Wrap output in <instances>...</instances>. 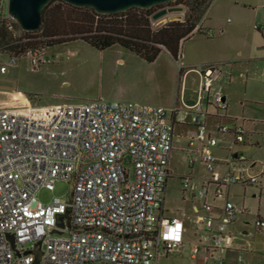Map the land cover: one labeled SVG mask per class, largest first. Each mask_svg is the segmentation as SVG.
I'll use <instances>...</instances> for the list:
<instances>
[{"label":"built area","instance_id":"1","mask_svg":"<svg viewBox=\"0 0 264 264\" xmlns=\"http://www.w3.org/2000/svg\"><path fill=\"white\" fill-rule=\"evenodd\" d=\"M3 3L0 0V30L8 20L7 31L15 40L11 44L26 43V31L4 13ZM204 33L211 35L212 30ZM5 47H0V56L10 60L0 62L2 73L21 56H28L34 67L41 63L42 53L35 48L17 54ZM179 66L181 90L171 109L103 100L0 109V264H34V250L42 253L39 264H162V245L168 252L180 251L184 223L166 217L164 204L175 126L179 121L188 124L189 115V124L196 127L190 147L200 146L192 153L200 154L206 169L200 181L182 178L184 192L194 190L201 199L195 206L199 227L191 259L197 260L204 252L206 263L212 259L215 264H227L229 241L238 238L230 229L241 215L252 214L231 200L230 189L256 186L259 176L250 173L254 164L247 165L244 154L218 159L212 152L219 141L210 133L207 120L212 114L204 104L218 113L227 110L224 89L231 65L212 62L190 67L200 77L193 105L184 99L186 66L182 62ZM216 130L233 133L236 145L245 142L244 128L236 123L231 127L219 124ZM195 162L190 154L189 164ZM59 181L73 183L72 202L66 197L41 202L39 192L55 191ZM68 208L71 218L64 217L61 225L59 216ZM164 221L168 226L174 221L183 225L178 243L163 239ZM253 224L256 233L264 231L259 214ZM239 251L237 264H250L242 253L253 249Z\"/></svg>","mask_w":264,"mask_h":264},{"label":"rangeland","instance_id":"2","mask_svg":"<svg viewBox=\"0 0 264 264\" xmlns=\"http://www.w3.org/2000/svg\"><path fill=\"white\" fill-rule=\"evenodd\" d=\"M2 1L3 11L7 14L8 0ZM193 1L195 0H183L179 4L171 2L152 8L151 29L155 31L167 23L185 21L193 13ZM234 1L212 2L203 15L199 28L204 29V32L212 29L213 33L207 35L196 31L191 38L183 40L180 44L181 60H175L164 47L154 62H148L119 45L100 51L83 40L45 49L37 67L32 65L28 56H21L17 64L9 67L6 73L0 71V109L81 104L95 100L171 109L180 93L179 65L182 61L186 66L184 73L188 72L187 98L196 95L195 90L198 89L200 80L198 73L189 70L190 67L207 62H224L230 64L231 68L236 67L235 71H232L231 82L224 89L225 96H228L227 110L218 113V110L208 106L207 102L204 109L212 114L207 120L208 127L214 130L219 141L218 147L213 150L216 158L224 159L231 153L244 154L248 158L246 164H254L250 173L259 176L256 186H249L246 191L244 187L236 189L235 198L245 203L253 212L245 217L250 222L246 229L251 233L247 240L261 249H255L253 254L243 252L242 255L246 263L264 264V231L256 233L253 224L257 214L264 219V37L259 31L257 33L263 49L257 52L258 46L253 41L250 47L251 30L256 31V23H264V8L260 6L264 2L255 4L238 0L240 5L235 6ZM243 4H246V7ZM175 6L184 7V11L165 13L168 8ZM240 23L242 30L239 31L236 29L241 26ZM253 46L255 50L252 53ZM239 51L242 52L241 55ZM248 58L255 59L251 66L250 63L245 64ZM9 60L10 57L6 55L0 56L2 64L8 63ZM179 101L181 108L185 110L182 99ZM217 114L225 116L218 117ZM234 123L244 128L245 142L242 144H235L233 133H220L216 130L219 124L231 127ZM187 129L188 137L196 134V128ZM185 141L186 138L182 137L181 147L185 145ZM181 147H177L173 152V175L167 182L164 209L166 217L183 219L187 231L181 252L170 254L163 264H215L212 259L206 263L204 252L200 253L197 260L191 259L192 248L196 242L194 234L199 225L196 223L197 214L192 210L193 201L189 191L184 192L181 181V176L190 175L187 152ZM198 165L197 173L203 175L204 167ZM219 170L222 171L223 168ZM69 191L70 185L59 181L55 191L43 189L39 192L38 199L48 203L55 197H66ZM235 246L242 248L244 245L235 242ZM228 264L235 263L229 260Z\"/></svg>","mask_w":264,"mask_h":264},{"label":"trees","instance_id":"3","mask_svg":"<svg viewBox=\"0 0 264 264\" xmlns=\"http://www.w3.org/2000/svg\"><path fill=\"white\" fill-rule=\"evenodd\" d=\"M182 1L176 2L179 4ZM213 1H193V13L185 21L167 23L154 31L151 29V9L132 8L126 12L104 15L90 7L51 0L43 10L40 29L25 32L26 43L11 44L15 40L7 31L8 20H4L0 30V47L6 46L17 54L32 47L42 53L52 46L83 40L100 51L119 45L148 62H154L164 47L178 60L181 42L191 38L197 29L199 33L203 32L199 24ZM16 26L19 27L18 24Z\"/></svg>","mask_w":264,"mask_h":264},{"label":"crops","instance_id":"4","mask_svg":"<svg viewBox=\"0 0 264 264\" xmlns=\"http://www.w3.org/2000/svg\"><path fill=\"white\" fill-rule=\"evenodd\" d=\"M245 1H249V2H252V3H259V2H261V3H263L264 2V0H245ZM234 5L235 6H238V5H240V2L238 1V0H235L234 1ZM244 5V7H246L245 5L246 4H243ZM261 7H263L264 8V4H261L260 5ZM204 25H205V23H203V28H204ZM240 25L241 26H239V28H237L236 30H239L240 31V29L242 30V24L240 23ZM256 25H258L257 23L254 25V29H255V26ZM264 23H259V25L258 26H260V29H255L256 31H253V30H251V32H250V34H251V37L250 38H252L251 39V46L250 47H252V41L255 43V45L256 46H258L257 48H258V50H256L257 52H260L261 51V49H263V46H262V44H261V42H260V37H259V34L257 33V31H259L261 34H262V36L264 37ZM248 27V26H247ZM198 30V29H197ZM196 30V31H197ZM212 30V29H211ZM195 31V32H196ZM203 33H204V29H203ZM212 33H213V30H212ZM254 50H255V46H253V48H252V53L254 52ZM239 54L241 55L242 54V52L241 51H239ZM257 55H259V54H257ZM249 60L247 61V62H245V64L246 63H250V66L252 65V64H254V62H253V60H255V59H251V58H248ZM258 59V58H257ZM122 62V61H121ZM182 63L185 65V63L182 61ZM208 63V62H207ZM209 63H211V62H209ZM234 69H236V67L235 68H231V71H230V74H229V83L231 82V80H232V71L234 72L235 70ZM238 69V68H237ZM243 73L241 72V75H242ZM179 91H180V89H179ZM179 91H178V93H179ZM227 95V94H226ZM178 98H179V94H178V97H177V100H178ZM193 98H194V96L193 97H189V98H187L186 97V87H185V93H184V99L186 100V102L189 104L190 102H192L193 101ZM177 100H176V102H177ZM226 100H228V96H226ZM180 127V129L178 130V128ZM196 128L194 125H192V124H184V123H182V121H179L178 123H176V126H175V141H174V147H173V151H172V154H171V160H170V171H171V175H170V177L173 175V171H172V168H171V162H172V157H173V152L176 150V148L177 147H181V145H182V137H185L186 138V141H185V145L183 146V147H181L184 151H186L187 152V160L189 161V156H190V154H193V156H194V158L196 159V162L193 164V165H191V164H189V168H190V175H183V176H181V181H182V178L183 177H186V176H189V177H192L193 179H195L196 181H200V179L201 178H203L204 177V174L206 175V171H205V166L201 163V160H200V154H198V153H196V152H194V153H192V150H198V148H200V146L199 145H196L194 148H192V147H190V141H191V139L196 135V134H194V135H192L191 137H188V132H189V130L187 129V128ZM209 128V127H208ZM210 133L211 134H213L214 136H215V134H214V130L213 129H210ZM216 137V136H215ZM218 147V146H217ZM217 147H214L213 149H212V152H213V150H215ZM213 154H214V152H213ZM227 156V155H226ZM225 158V157H224ZM219 159V158H218ZM221 159V158H220ZM223 159V158H222ZM198 164H200V166H203L204 167V174L203 175H198V173H197V167L199 166ZM224 170L225 169H223L222 171H221V173H223L224 172ZM169 177V178H170ZM167 182H168V180H167ZM244 187V189H245V191L247 190V187L246 186H243V185H234V186H232L231 187V189H230V194H231V200L239 207V208H247V206L245 205V203H241V202H239L236 198H235V193H237L236 192V189H239V188H243ZM167 188V187H166ZM187 193V192H186ZM189 195L191 196V200L194 202V200H195V202L193 203L192 202V210H193V212H195V206H198V205H200L201 204V199L198 197V195L196 194V192L194 191V190H190L189 191ZM255 196V195H254ZM234 198L236 199V200H234ZM165 205V204H164ZM248 209V208H247ZM250 210V209H249ZM164 211H165V209H164ZM251 211V210H250ZM252 212V211H251ZM196 213V212H195ZM253 213V212H252ZM249 215H251V214H249ZM258 215V214H257ZM247 215H241L240 217H239V219L237 220V222L232 226V228L230 229V234L231 235H233L234 237H238L236 240H234V241H229V243H230V249L228 250V252H227V254H226V259H227V264H228V262H229V260H231V261H234V263L235 264H237V259H238V256H239V254H240V249H242V248H246V246H245V244L246 245H250L249 247H247V248H252L253 249V251H247L246 253H251V254H253L256 250L257 251H261V249H258V248H256L255 247V245H253L250 241H248L247 240V237H248V235H250L251 233L246 229L247 228V226L248 225H250V222L245 218ZM177 219H179V218H177ZM179 220H181V221H183V223H184V227H185V233H186V231H187V228H186V222L183 220V219H179ZM185 233H184V244H185ZM241 233H248L246 236H244V237H241ZM235 242H238V243H242L244 246L242 247V248H240V247H237V246H235ZM183 247H184V245H183ZM183 247H182V249H183ZM256 249V250H255ZM181 251H174V252H168L166 249H165V247H164V245H162L161 246V248H160V251H159V261H160V263H164V261H165V259H167L169 256H170V254H172V253H180ZM182 254V253H181ZM257 264H260V263H257Z\"/></svg>","mask_w":264,"mask_h":264},{"label":"water","instance_id":"5","mask_svg":"<svg viewBox=\"0 0 264 264\" xmlns=\"http://www.w3.org/2000/svg\"><path fill=\"white\" fill-rule=\"evenodd\" d=\"M51 0H8V14L17 21L22 30L26 32H33L40 29L41 16L44 8L50 3ZM67 3L78 7H90L99 14L110 15L121 12H126L132 8L140 9H152L154 7L176 2L178 0H63ZM184 7H170L165 13H178L183 12ZM166 49V48H165ZM167 51V50H166ZM194 101L190 102L189 105H193ZM191 115L188 116L187 122H191ZM70 191L73 189V183H70ZM67 194L66 200L68 203L72 202L71 193ZM67 217L71 218V208H68L65 215H60V224L62 220ZM36 260L34 264H39L41 258V251H32Z\"/></svg>","mask_w":264,"mask_h":264},{"label":"clouds","instance_id":"6","mask_svg":"<svg viewBox=\"0 0 264 264\" xmlns=\"http://www.w3.org/2000/svg\"><path fill=\"white\" fill-rule=\"evenodd\" d=\"M163 223L167 226V230L161 233L163 239L178 243L181 239L183 225L179 221H174L171 226H168L167 221H164Z\"/></svg>","mask_w":264,"mask_h":264}]
</instances>
